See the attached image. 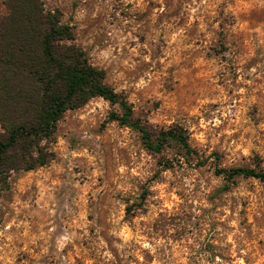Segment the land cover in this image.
Returning <instances> with one entry per match:
<instances>
[{
  "label": "clouds",
  "instance_id": "9594fccd",
  "mask_svg": "<svg viewBox=\"0 0 264 264\" xmlns=\"http://www.w3.org/2000/svg\"><path fill=\"white\" fill-rule=\"evenodd\" d=\"M23 3L86 78L0 151V264H264V0Z\"/></svg>",
  "mask_w": 264,
  "mask_h": 264
},
{
  "label": "trees",
  "instance_id": "16d2710c",
  "mask_svg": "<svg viewBox=\"0 0 264 264\" xmlns=\"http://www.w3.org/2000/svg\"><path fill=\"white\" fill-rule=\"evenodd\" d=\"M15 11L8 22H0V125L19 121L11 138L0 144V151L20 138L22 131L36 120L43 121L49 106L58 111L60 89L86 75L68 69L57 59L54 33H42L41 23L25 11L23 0H14Z\"/></svg>",
  "mask_w": 264,
  "mask_h": 264
},
{
  "label": "rangeland",
  "instance_id": "374dc122",
  "mask_svg": "<svg viewBox=\"0 0 264 264\" xmlns=\"http://www.w3.org/2000/svg\"><path fill=\"white\" fill-rule=\"evenodd\" d=\"M0 127H1V125H0Z\"/></svg>",
  "mask_w": 264,
  "mask_h": 264
}]
</instances>
